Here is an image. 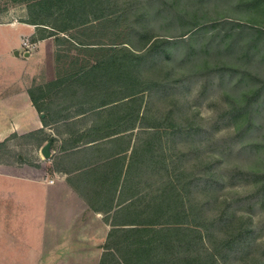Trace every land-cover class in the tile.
Here are the masks:
<instances>
[{
    "label": "rangeland",
    "instance_id": "obj_1",
    "mask_svg": "<svg viewBox=\"0 0 264 264\" xmlns=\"http://www.w3.org/2000/svg\"><path fill=\"white\" fill-rule=\"evenodd\" d=\"M11 23L59 28L61 101L117 135L80 142L128 148L117 264H264V0H0Z\"/></svg>",
    "mask_w": 264,
    "mask_h": 264
},
{
    "label": "crops",
    "instance_id": "obj_2",
    "mask_svg": "<svg viewBox=\"0 0 264 264\" xmlns=\"http://www.w3.org/2000/svg\"><path fill=\"white\" fill-rule=\"evenodd\" d=\"M39 28L0 24V264H117L110 242L128 228V148L80 142L117 135L61 101L60 36Z\"/></svg>",
    "mask_w": 264,
    "mask_h": 264
},
{
    "label": "water",
    "instance_id": "obj_3",
    "mask_svg": "<svg viewBox=\"0 0 264 264\" xmlns=\"http://www.w3.org/2000/svg\"><path fill=\"white\" fill-rule=\"evenodd\" d=\"M42 154L45 158H49L51 156V143L48 142L42 148Z\"/></svg>",
    "mask_w": 264,
    "mask_h": 264
},
{
    "label": "trees",
    "instance_id": "obj_4",
    "mask_svg": "<svg viewBox=\"0 0 264 264\" xmlns=\"http://www.w3.org/2000/svg\"><path fill=\"white\" fill-rule=\"evenodd\" d=\"M56 28H58V27H53V28H52L53 31H54L55 33H52V34H50V35H56V31H55ZM58 29H59V28H58ZM60 32H64L65 34H64L63 36H66V34H67V32H68V28H67L66 26H64V27H60ZM76 42H77V41H76ZM77 44L80 45V42H77ZM122 233H128V230H127L126 232H122Z\"/></svg>",
    "mask_w": 264,
    "mask_h": 264
},
{
    "label": "built area",
    "instance_id": "obj_5",
    "mask_svg": "<svg viewBox=\"0 0 264 264\" xmlns=\"http://www.w3.org/2000/svg\"><path fill=\"white\" fill-rule=\"evenodd\" d=\"M25 46H27V47H29L30 46V44H29V42H28V40H24V43H23Z\"/></svg>",
    "mask_w": 264,
    "mask_h": 264
}]
</instances>
